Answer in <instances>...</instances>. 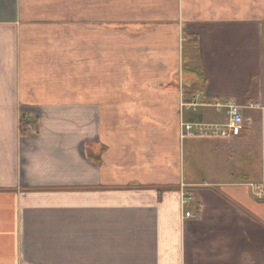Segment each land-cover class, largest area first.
Listing matches in <instances>:
<instances>
[{
  "label": "crops",
  "instance_id": "obj_1",
  "mask_svg": "<svg viewBox=\"0 0 264 264\" xmlns=\"http://www.w3.org/2000/svg\"><path fill=\"white\" fill-rule=\"evenodd\" d=\"M166 1L0 0V264H264V197L255 193L264 190V0H245L248 14L233 0L242 24L232 46L228 26L183 21L185 34L205 38L187 72L202 105L180 115L178 87H161L175 49L167 75L132 74L162 65L160 36L146 42L144 31L124 29V115H138L144 137L124 122V188L88 156L101 100L112 101L96 85L113 81L117 54L118 30L96 23L159 18L143 7ZM226 1L173 0V19L196 14L195 2L221 4L225 19ZM217 100L240 107L241 134L180 138L181 122L225 121ZM24 115L35 124L20 128ZM184 193L191 203L182 207Z\"/></svg>",
  "mask_w": 264,
  "mask_h": 264
},
{
  "label": "rangeland",
  "instance_id": "obj_2",
  "mask_svg": "<svg viewBox=\"0 0 264 264\" xmlns=\"http://www.w3.org/2000/svg\"><path fill=\"white\" fill-rule=\"evenodd\" d=\"M121 7H124L123 0H120ZM245 0H240L243 10L248 14L252 7L243 5V2ZM206 4L201 2H195L194 4V10L196 14L184 18L182 20L181 18H178L174 21L173 15L175 13L174 9V2L173 0L165 3H159L156 2V4H152L151 8L150 5L144 6L143 9L149 11L153 14H162L160 17L152 18L149 17H143L141 18H135V19H129L124 20V16H114L113 18H109L106 20H99L96 24L97 26H104L103 24H106L108 28H112L113 30H118L114 32L112 37V42L110 43L114 47L113 54L116 53V58L113 61V69L114 72L111 73L113 75L112 79L113 81L109 83H102L97 82L96 88L97 92L103 91L105 94L110 95V98H112V101L109 100H101V113L97 116V137H96V145H92V150L88 149V156L92 157L95 162L102 168V171L105 175H112L114 185L120 186L118 188H124V122H130L128 124L129 131L135 132V135L143 136V130L139 129L137 127V121H138V115L136 114H125L124 115V55L123 58L120 57L122 52L120 51L121 48H119V45H124V29H128L129 31L135 32V31H144L145 35V41L151 42L153 38H150L152 36H160L159 40V47H160V53L161 56V63L162 65H158L155 68H151L148 66L145 67H133L132 68V74H138L141 76L144 74L145 76H152V75H158L162 76L167 75L168 71L164 73V65L169 66L170 63L173 62L172 52L174 51V54H176V65L174 68H168L169 73L167 75L166 81L161 82L162 88H169L174 86L178 87V92L180 94V97L178 96V113L180 115V106L181 104H185V109H188V111L194 112L197 110L200 105H202L201 97L197 93V89H193V87L187 88V86L190 84L188 83V79L190 78V73H187L189 71H193V63L189 62L191 57L195 55L194 59H200V50L202 46V41L205 38V35H201L200 33H190L185 34L184 31V23H201L204 22V25L207 29H209V26H212V30H215L217 28L228 26L230 28V31L228 32V37L224 39L225 42H227L230 46H232V28L235 26H238L239 24H242L235 18L234 16L236 14H233V9L235 12L238 10V8L234 7L233 0H227L225 2V7L228 8L230 12H232L231 16H227L225 14V19H222L223 16L222 9H220L221 4H216L217 7L214 6V9L212 10L210 6L205 7ZM180 9H178L180 12L182 10L181 4L179 5ZM183 13L185 12V8L188 10V6H183ZM205 7V8H204ZM115 11V10H114ZM215 11L219 14L218 17H214ZM130 13V12H129ZM205 15L204 20L203 16L201 18H198L199 15ZM135 15V14H134ZM124 21H127L126 24H124ZM184 21V23H183ZM109 23V24H108ZM177 31V34L174 36L172 35L173 32ZM147 31V32H145ZM155 32V35L153 34ZM99 37V36H98ZM155 38V37H154ZM130 42L134 41L136 42V38L130 37ZM103 43V41L98 40V44ZM217 42H215L216 44ZM101 47V45H100ZM213 47H217L213 46ZM221 51V48H220ZM121 52V53H119ZM119 53V55H118ZM135 54V50L133 51ZM118 59V60H117ZM197 59V61H198ZM121 64V65H120ZM164 64V65H163ZM119 66V67H117ZM103 69L101 67L97 68V78L98 80L103 79ZM199 71V70H197ZM129 72V73H130ZM164 73V74H163ZM199 73V72H198ZM137 84L129 83V87L127 90L132 91L133 87ZM191 86V85H189ZM187 88V89H186ZM204 104V103H203ZM213 104V103H212ZM105 106L107 108L105 109ZM104 107V108H103ZM111 107V108H110ZM184 108V107H183ZM178 115V114H177ZM125 118V119H124ZM127 120V121H124ZM199 123V122H196ZM186 139V138H184ZM206 140V139H201ZM208 140H216V139H208ZM167 158V157H166ZM166 160V159H164ZM163 160V161H164ZM185 159L182 167V163H180L179 166V173L185 172L186 165H185ZM164 163L161 164V167ZM174 165V164H173ZM173 170H171L172 172ZM179 180V179H177ZM181 186V185H180ZM162 190H168L171 189L172 185H166V186H158V189ZM256 192V191H255ZM184 195L188 198V195L184 193ZM191 201H189L188 204H190ZM186 204L185 206H187ZM184 206V207H185Z\"/></svg>",
  "mask_w": 264,
  "mask_h": 264
},
{
  "label": "built area",
  "instance_id": "obj_3",
  "mask_svg": "<svg viewBox=\"0 0 264 264\" xmlns=\"http://www.w3.org/2000/svg\"><path fill=\"white\" fill-rule=\"evenodd\" d=\"M182 107H186L185 104H181ZM215 112L223 114L225 121L220 124H207L196 122H181L180 123V138H200V139H216V140H228L234 137H238L243 128L245 120L240 113V107L234 102L229 100H217L212 104ZM256 195L258 197H264V190L257 189ZM189 198L185 195L182 196V207L189 203ZM194 215L189 212H184V218H193Z\"/></svg>",
  "mask_w": 264,
  "mask_h": 264
},
{
  "label": "trees",
  "instance_id": "obj_4",
  "mask_svg": "<svg viewBox=\"0 0 264 264\" xmlns=\"http://www.w3.org/2000/svg\"><path fill=\"white\" fill-rule=\"evenodd\" d=\"M28 124L34 125L35 124V119L30 118L29 116H25V115L22 116L21 119H20V128H24Z\"/></svg>",
  "mask_w": 264,
  "mask_h": 264
}]
</instances>
